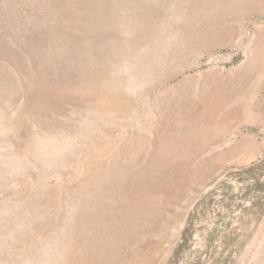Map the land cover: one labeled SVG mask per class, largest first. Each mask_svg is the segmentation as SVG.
<instances>
[{
    "label": "rangeland",
    "instance_id": "obj_1",
    "mask_svg": "<svg viewBox=\"0 0 264 264\" xmlns=\"http://www.w3.org/2000/svg\"><path fill=\"white\" fill-rule=\"evenodd\" d=\"M0 264H264V0H0Z\"/></svg>",
    "mask_w": 264,
    "mask_h": 264
}]
</instances>
